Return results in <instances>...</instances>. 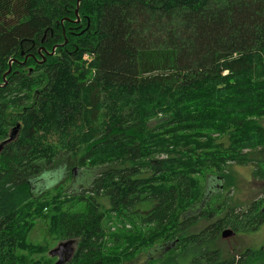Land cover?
<instances>
[{
    "label": "trees",
    "instance_id": "obj_1",
    "mask_svg": "<svg viewBox=\"0 0 264 264\" xmlns=\"http://www.w3.org/2000/svg\"><path fill=\"white\" fill-rule=\"evenodd\" d=\"M262 118L264 0H0V264H56L57 243L76 246L62 264L161 246L155 264H264L221 237L264 225V193L220 203L230 166L264 153ZM61 154L105 167L88 196L32 192Z\"/></svg>",
    "mask_w": 264,
    "mask_h": 264
},
{
    "label": "rangeland",
    "instance_id": "obj_2",
    "mask_svg": "<svg viewBox=\"0 0 264 264\" xmlns=\"http://www.w3.org/2000/svg\"><path fill=\"white\" fill-rule=\"evenodd\" d=\"M83 60L88 64L91 58L87 55L83 56ZM15 113V112H14ZM264 128V118L257 122ZM226 144V139H222ZM251 162L244 166L231 165L230 172L225 182L226 188L221 193L220 203L228 198L229 206H234L238 210H245L254 200L261 198L264 193V180L253 176L256 162L261 163L264 167V153L257 152L249 156ZM79 157L75 158L69 154L59 155L49 166H46L43 172L37 176L32 183V192L39 195L45 191H52L62 184L64 192L68 195L88 196L91 192L92 180L101 173L105 167L90 168L82 166L78 161ZM215 179V180H214ZM222 183V182H221ZM220 183V184H221ZM219 185L216 178L208 179L205 183L206 195L211 197L216 193ZM98 202L105 208H109L108 203L103 198H98ZM210 222L201 220L194 231L200 230L207 226ZM230 229V228H226ZM226 229H223L226 230ZM231 230V229H230ZM222 233V232H221ZM45 234L43 225H38L31 233L30 238L33 241L40 242ZM226 247L235 248V252H242L244 249H258L264 245V225L257 231L249 233H235L231 238L223 239ZM60 243L50 246L47 256L52 257L49 253L57 248ZM75 244H71L70 249L74 251ZM170 250L167 246L156 247L149 252L142 253L136 259L124 264H155L156 260H160L167 251ZM72 254V253H71ZM194 255H182L172 264H190ZM53 262H57L56 257H52Z\"/></svg>",
    "mask_w": 264,
    "mask_h": 264
},
{
    "label": "water",
    "instance_id": "obj_3",
    "mask_svg": "<svg viewBox=\"0 0 264 264\" xmlns=\"http://www.w3.org/2000/svg\"><path fill=\"white\" fill-rule=\"evenodd\" d=\"M78 2H80V0H78ZM78 12V9H76L75 13L77 14ZM21 55H23V53H21ZM32 56V55H31ZM27 58V56H26ZM25 58V60H26ZM9 70L6 72L8 73ZM19 129V125H17L11 132L10 134V137L7 139V141H12L16 134H17V131ZM235 235L234 231L230 230V229H226L224 231H222L221 233V237L222 239H227V238H231ZM68 244L67 243H63V244H60L57 248L53 249L50 251V255L52 257H58V261L56 262V264H62L64 261H67L72 253V250L69 248L68 249ZM61 256H64V260H62Z\"/></svg>",
    "mask_w": 264,
    "mask_h": 264
},
{
    "label": "flooded vegetation",
    "instance_id": "obj_4",
    "mask_svg": "<svg viewBox=\"0 0 264 264\" xmlns=\"http://www.w3.org/2000/svg\"><path fill=\"white\" fill-rule=\"evenodd\" d=\"M32 54L30 53L29 55L27 56H31ZM33 56V55H32ZM58 259V257H56ZM62 260H64V256H61Z\"/></svg>",
    "mask_w": 264,
    "mask_h": 264
}]
</instances>
